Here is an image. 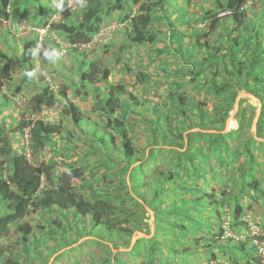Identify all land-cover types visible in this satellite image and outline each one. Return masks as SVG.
Segmentation results:
<instances>
[{"label":"trees","instance_id":"16d2710c","mask_svg":"<svg viewBox=\"0 0 264 264\" xmlns=\"http://www.w3.org/2000/svg\"><path fill=\"white\" fill-rule=\"evenodd\" d=\"M258 1L213 0L203 7L201 0H82V10L74 14L60 2L62 17L69 20L64 39L77 52L93 43L104 17L126 4L121 21L128 46H153L155 65L163 55L175 58L172 73L177 78L158 82L142 55L130 53L129 61L139 67L134 79L142 94L154 84L164 90L148 99L122 80L109 81L111 67L104 59H80L84 81L77 92L93 95L90 111L105 118L104 127L83 121V111L69 101L66 86L35 95L31 118L13 127L0 124V264H193L197 256H205V264H225L217 257L225 250L226 264L261 263L259 255L245 252L248 238L235 242L224 237L226 226L247 231L245 216L264 204V1ZM34 8L37 27L57 28L43 0H0V20L19 24ZM159 41L158 49L154 45ZM36 46L35 39L21 44L19 63L29 65L26 79ZM55 47L45 49L48 56ZM1 58L6 61L0 63V95L12 75L11 59L4 53ZM239 91L261 105L255 135L250 131L255 108L250 105H239L237 128L222 133ZM43 107L60 116L44 120ZM66 117L74 126L92 130L105 149L120 154L125 168L116 195L101 189L81 193L78 168L59 169L51 160L33 166L26 154L13 149L15 133L27 138L29 155L62 134L70 140L72 133L62 123ZM133 120L145 126L148 139L142 146L136 142ZM138 200L154 213L152 232L147 226L145 230L152 236L130 247L140 228ZM85 237L92 239L69 248ZM91 244L101 255L88 253L80 259L79 250ZM120 248L129 251L118 252Z\"/></svg>","mask_w":264,"mask_h":264},{"label":"rangeland","instance_id":"374dc122","mask_svg":"<svg viewBox=\"0 0 264 264\" xmlns=\"http://www.w3.org/2000/svg\"><path fill=\"white\" fill-rule=\"evenodd\" d=\"M61 1L66 2V5L70 8L71 12H73L71 14H74V12H80L83 7L82 0H43V2H47L52 9L49 21L55 23L54 25L57 26L56 29L52 28L49 24L44 27L36 26V23L39 22L38 18H36V8H34L36 11L34 10L33 14L26 17L19 24L12 21L0 20V55L4 53L8 56V59H11L10 64L12 68L11 80L4 84L2 87L3 93L0 95V124L2 123L6 127H13L14 125H17L19 121L31 118V99L35 95H43L45 88L56 93L63 86H66V95L69 101L78 105L83 111V121L86 122V124L95 123L97 127H104L105 118L90 111V106L94 101L93 95L89 94L83 96L81 92L79 94L77 92L80 89L81 83L84 81L77 66V62L80 59H94L95 57L104 59L106 65L111 67L109 81L117 82L122 80L123 83H128L127 88L133 93L139 96L142 95L143 98L144 96L149 97L148 99H153L156 93L163 95L164 90L160 85L154 84L151 85L152 87L148 88L146 95L142 94L143 88L137 86L134 79V74L139 71V67L136 65V61H129L130 53L136 55V52H138L142 55L141 58L143 63L147 65L150 72L152 71L156 73L154 77L158 82L164 83L167 80H174L177 78V76H174L172 73L174 72V65L176 64L175 58L163 55V59H161L160 63L155 65L153 56H150L154 53L153 46L151 47L147 45L133 48L128 46L129 42L126 41L124 36V22L121 21L122 17L127 12L126 8L128 6L126 4L122 11L113 12L109 16L103 18L99 33L93 37V43L89 46L81 45L79 52L82 53V55H79V52L68 47L64 39V31L66 29L65 23L69 20L62 17V14L60 13L61 9H57V4H60ZM191 1L194 2L195 0ZM212 1L213 0H201V4L203 7H207L209 2ZM262 1L264 0H259L258 4ZM135 10L136 9L133 10V13H135ZM199 11L201 10L199 9ZM19 26H24V28L17 29ZM33 28L39 30L45 29V37L44 40H42V44L35 49L32 70L26 79L25 71L28 69L29 65L24 66L23 64H20L19 57L21 54L22 42L36 39V34L32 30ZM157 30L158 29L156 28V31ZM52 44H55L57 47H55L53 52L48 56L46 55L45 49ZM106 45L109 46V49L105 48ZM42 46H44V49H42ZM154 46L159 49L162 44L159 41ZM164 57L167 59H164ZM5 61L4 58H1L0 63H4ZM162 69H165V71H162ZM169 75L172 76L170 77ZM133 84H136V86L131 87ZM17 88L19 90H17ZM250 90L252 92L254 91L252 87H250ZM185 91L189 92V86H186ZM60 104L62 107L64 102L61 101ZM239 105H250L255 108L250 129L252 134L255 135L256 124L260 112L259 102L256 97L245 91H239L235 98L234 108L230 112H234V115L232 116L231 121H227L226 130L229 132L237 128L234 116L239 109ZM250 114L251 110L247 106L246 115L248 118L250 117ZM59 116L60 114L56 110H53V115L49 117L45 116L44 120L57 119ZM62 123L63 127H65L64 131L69 130L72 133L70 140L64 138V135L62 134L61 136L63 138H53L52 141L44 148L40 149L38 153L29 155L27 151V138L25 135L22 136L20 133H15L12 137L13 149L17 154H26L28 161L33 166L39 165L42 161L51 160L59 169H64L66 165H72L75 168H78L83 176L82 181L76 180L77 185L84 186V189L77 186L81 193H88L87 189H101L102 191L115 194L117 191L114 189L119 183V174L124 171L125 168L124 164L120 162V154L105 149L97 138L90 134V131L92 130H87V128L85 129L84 127L80 129V127L74 126L71 120L67 117L62 120ZM132 124L135 129L134 135L135 137H138L136 142L138 143L140 141L139 145H144L145 140L148 139L146 138L147 135L144 134L147 133L145 126H143L139 120H133ZM196 130L198 129L192 131ZM116 143L118 144L119 141H116ZM135 165L130 166V169ZM126 183L129 185L127 180ZM138 201L139 206L135 207V209H137L136 213L138 214V225L140 228L134 232L131 238L130 247L137 239H149L152 236L151 234L146 235L145 230L147 226L150 232H152L154 213L149 207H142L144 203L141 200ZM263 209L264 204L260 203V206L255 208L254 211H250L244 219L249 222L252 221L258 223L259 226L262 225L264 227ZM30 217L34 218L35 216L31 215ZM42 231L43 230H38L39 233ZM247 231L232 232L238 233L237 237H240L239 234L244 235V238L240 240L242 241L245 240V238L249 239ZM246 233L247 235L245 236ZM90 239H92V237L82 238L69 248L76 247L83 241ZM110 246L111 245L108 247L110 248ZM245 249V252L250 256L256 255V251L251 244H246ZM64 250L65 249L60 252H63ZM84 250L85 251L80 249L78 252L81 253L80 259L85 258L88 253H92L97 257L101 255L100 250L92 244L89 245L88 248L84 247ZM111 250L117 252L114 249ZM123 251H129V249L120 248L118 250V252ZM228 256L229 253L226 250L225 252H218L217 254L219 261L223 263L225 262V264L229 262L227 261ZM197 258L198 259L194 261L193 264L206 263L205 256H197Z\"/></svg>","mask_w":264,"mask_h":264},{"label":"built area","instance_id":"2783aa9c","mask_svg":"<svg viewBox=\"0 0 264 264\" xmlns=\"http://www.w3.org/2000/svg\"><path fill=\"white\" fill-rule=\"evenodd\" d=\"M23 28L24 26H19L17 29H23ZM34 31L37 34L38 44H40L45 36V30L44 29H41V30L34 29ZM51 115H53V110L44 108V107L42 108L40 112V116L43 119H45V116L49 117ZM50 120L51 119H48L47 121H50ZM247 222H248L247 233L249 234V241L255 247L257 255H259V257L261 258L260 264H264V227L262 225L259 226L258 223H254L252 221L251 222L247 221ZM247 233L245 234V236L247 235ZM237 235L238 233H233L226 226L225 232H224L225 238L234 239L236 241L244 238V235L242 234H239L240 237H237Z\"/></svg>","mask_w":264,"mask_h":264},{"label":"clouds","instance_id":"9594fccd","mask_svg":"<svg viewBox=\"0 0 264 264\" xmlns=\"http://www.w3.org/2000/svg\"><path fill=\"white\" fill-rule=\"evenodd\" d=\"M58 6H57V9L59 8V9H61V11H62V9H63V7H61L60 6V4L58 3L57 4ZM58 9V10H59ZM61 13V12H60ZM50 17H51V15H49V19H50ZM51 22V21H50ZM18 24V23H17ZM33 31H34V28L32 29ZM35 30H39V29H35ZM45 30V29H44ZM35 32V31H34ZM35 34H36V32H35ZM45 37V36H44ZM36 44H37V46H36V48L38 47V46H40L41 44H42V42L40 43V44H38V39H37V34H36ZM43 40H44V38H43ZM44 42V41H43ZM46 55H48L47 53H46ZM252 245V244H251ZM257 254V253H256Z\"/></svg>","mask_w":264,"mask_h":264},{"label":"crops","instance_id":"0c3cea01","mask_svg":"<svg viewBox=\"0 0 264 264\" xmlns=\"http://www.w3.org/2000/svg\"><path fill=\"white\" fill-rule=\"evenodd\" d=\"M258 102H259V100H258ZM260 107H261V105H260V103H259V110H260ZM229 114H230V113H229ZM228 118H229V117H228ZM227 121H228V119H227L226 122H225V128H224V130H223V131H225L224 133L228 132V131H226ZM223 131H222V133H223Z\"/></svg>","mask_w":264,"mask_h":264},{"label":"water","instance_id":"95a60500","mask_svg":"<svg viewBox=\"0 0 264 264\" xmlns=\"http://www.w3.org/2000/svg\"><path fill=\"white\" fill-rule=\"evenodd\" d=\"M233 115H234V112H233V113H230V114H229V118H228V120L231 121ZM230 121H229V122H230ZM226 131H227V130H226ZM223 132H225V131H223Z\"/></svg>","mask_w":264,"mask_h":264}]
</instances>
